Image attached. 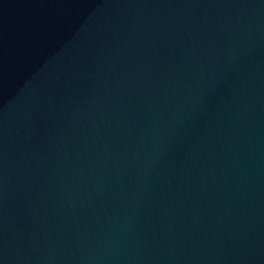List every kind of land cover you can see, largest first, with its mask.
I'll return each mask as SVG.
<instances>
[{
    "label": "water",
    "instance_id": "water-1",
    "mask_svg": "<svg viewBox=\"0 0 264 264\" xmlns=\"http://www.w3.org/2000/svg\"><path fill=\"white\" fill-rule=\"evenodd\" d=\"M0 264H264V0H0Z\"/></svg>",
    "mask_w": 264,
    "mask_h": 264
}]
</instances>
